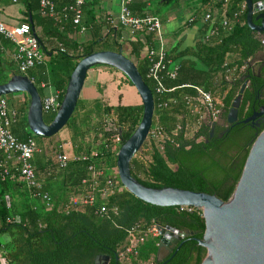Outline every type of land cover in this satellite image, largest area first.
<instances>
[{"label":"trees","instance_id":"obj_1","mask_svg":"<svg viewBox=\"0 0 264 264\" xmlns=\"http://www.w3.org/2000/svg\"><path fill=\"white\" fill-rule=\"evenodd\" d=\"M198 1L197 16L212 6L215 10H225L231 17L244 4V0ZM260 1L263 0H252L253 3ZM22 3L26 11L21 22H27L33 29L44 57V63L25 75L32 80L41 98L44 97L40 85H48L45 78L50 79L61 102L69 77L82 58L100 51L121 52L135 65L151 90L154 102L152 125H158L163 131L159 142L147 137L131 159V176L152 189L171 187L215 195L224 202L229 199L249 148L263 128L256 130L250 141L242 146L234 139L235 134L247 126L242 121L264 104V97L260 96L264 81L248 76V61L264 47L246 24V9L229 34L220 30L215 37L203 41L202 36L208 30L204 25L195 42L185 46L177 42L168 51V58L178 64L179 70L174 81L165 82L166 87L175 90L159 97L155 94L153 82L146 78L144 45L137 38L133 41L126 39L122 28H111L104 19L97 22L92 17L86 24L88 38L79 42L69 36L76 30L71 20L55 21L38 13L35 15L39 0H22ZM4 46L0 50V84L12 76L21 75L11 58L9 61L3 58ZM94 69L101 70L102 74L94 79L95 82L91 81L98 96L88 102L79 97L63 128L67 133L66 140H61L57 134L51 138L36 137L29 131L25 115L26 94L21 93L24 101L13 107L20 114L11 126L13 136L18 141L33 139L39 149L32 158L39 188L38 192H33L19 179L15 159L0 156L13 175L12 178L0 177V235L7 234L8 237L7 242L0 243L2 264H96L98 256H107L109 264H201L206 256V250L198 244L204 232L201 211L194 208L180 211V207L147 204L123 188L117 175H112L113 170L116 172V154L139 125L143 107L139 97L138 101L126 102L129 87H134L124 74L113 67L98 65L87 72L86 78ZM244 84L238 122L228 124L227 113ZM182 85L200 87L221 104V123L215 125L212 137L210 128L204 126L193 137L184 128L176 129L178 125L184 127L192 122L183 98L194 95V92L189 88L181 89ZM164 102L170 105L159 108ZM54 115L48 120L44 117L45 123L49 124ZM198 137L201 139L197 140ZM40 141L48 143L42 146L38 144ZM67 143L72 156L67 155V167L59 170L55 156L58 152H65L63 146ZM233 147L237 152L230 155ZM93 173L96 174L94 179ZM108 177L115 179L113 191L105 198L97 195L94 207L64 209L72 196L88 193L95 188L94 183L98 189L107 188ZM39 192L50 196L49 208L35 195ZM100 205L108 210L104 217L95 213ZM153 222L159 227H170L192 235L182 239L173 253L160 262H157L158 237H145L137 246L136 256L125 253L130 243L128 230L135 225L146 230Z\"/></svg>","mask_w":264,"mask_h":264},{"label":"water","instance_id":"obj_2","mask_svg":"<svg viewBox=\"0 0 264 264\" xmlns=\"http://www.w3.org/2000/svg\"><path fill=\"white\" fill-rule=\"evenodd\" d=\"M244 3L247 26L255 33H264V0L258 3L244 0ZM32 33L35 35L33 29ZM256 56L257 53L248 61L249 70ZM98 65L113 67L124 74L133 85L143 107L139 125L116 154L117 177L123 188L137 199L153 206L200 210L204 220V232L198 244L206 250L201 264H264V104L242 121L256 123L258 128H263L256 134L249 148L233 193L224 202L215 195L203 192L171 187L148 188L131 176L130 161L148 137L154 102L152 92L137 68L121 52L100 51L82 58L72 71L60 106L49 124L44 121L42 98L26 75L12 76L7 82L0 84V97L26 94L29 131L36 137L51 138L66 126L75 110L87 72ZM245 86L246 84L241 87L239 95L231 104L226 116L228 124L238 122V109ZM214 127L215 125L210 126V137L213 136ZM191 235L170 227H159L157 262L172 254L175 246ZM163 250H168L167 254L164 255ZM95 262L109 264V258L98 256Z\"/></svg>","mask_w":264,"mask_h":264},{"label":"built area","instance_id":"obj_3","mask_svg":"<svg viewBox=\"0 0 264 264\" xmlns=\"http://www.w3.org/2000/svg\"><path fill=\"white\" fill-rule=\"evenodd\" d=\"M118 3V9L115 14H109L105 17L104 21L107 26L117 29L122 28L126 32V39L131 41L137 38L143 45V57L147 61L146 78L151 80L154 85V91L157 96H164L172 93L175 88H168L165 86L166 81H174L177 78L179 66L176 62L168 58V47L162 31V25L158 17L153 14L147 13L143 15L134 14L130 5L133 0H114ZM13 3L17 0H12ZM82 0H75L73 4L65 6L61 12L55 11L54 0H39L38 14L54 19L55 21L71 20L74 27L78 28V32L83 34L86 28L82 25L83 11ZM246 9L245 4L241 6L240 11L234 13L231 17L226 15L225 10L219 11L211 10L210 7L204 9L200 15H196V11H192L187 17V23L196 33L207 25L208 30L202 36L203 41H208L211 37H215L220 30L229 34L233 27L239 23V18ZM264 12V8L262 9ZM105 30L104 32H106ZM259 43L264 47V33H255ZM0 36L9 41L14 51L11 55L13 63L16 65L18 72L25 75L26 72L44 63L43 53L40 50L39 42L35 35L32 33V28L27 22H20L13 27H8L0 22ZM0 50L2 45L0 42ZM180 88H189L194 92V95L184 96L183 101L188 106V115L193 118L191 123H186L184 127L178 125L177 130L182 128L187 130L189 136L193 137L201 129L212 125L221 123L222 106L213 99L210 92L204 91L200 87L182 85ZM170 103H175V100H170ZM169 102L159 104V108H165ZM60 106L59 98L56 94L47 95L42 98V111L43 113H56ZM20 114L11 107L5 98H0V151L7 155V159H15L18 165V176L33 192L37 191L39 184L36 179L32 158L38 148L33 139L29 138L26 141H18L11 132V126L19 119ZM163 131L158 125H152L148 137L154 142H159L162 138ZM198 137L197 140H200ZM118 140V139H116ZM69 157L65 152H58L55 156V164L59 170L67 167ZM0 177L12 178L9 166L5 161L0 160ZM96 174L93 173L94 179ZM85 181H82L84 183ZM115 179L108 177L107 188L98 189L96 183L95 188L88 193L81 196H72L69 201L64 205L67 211L79 206L94 207L97 195L102 198L109 196L114 187ZM93 187V186H92ZM42 199L46 207L50 206V196L47 193H35ZM189 211L187 207H180V211ZM95 213L98 216L104 217L108 214L106 206L100 205ZM8 222L13 220L8 219ZM130 236L129 246L126 248L125 253L138 254L137 246L142 243L143 239L147 236L158 237L159 226L152 223L146 230L139 225H135L128 230ZM2 253V246L0 244V255ZM123 257V254H120ZM152 264V263H150Z\"/></svg>","mask_w":264,"mask_h":264},{"label":"crops","instance_id":"obj_4","mask_svg":"<svg viewBox=\"0 0 264 264\" xmlns=\"http://www.w3.org/2000/svg\"><path fill=\"white\" fill-rule=\"evenodd\" d=\"M10 1H11L10 4H8L9 0H0V22L5 24L8 27H12L20 23L24 19L25 17L24 12L26 11L25 6L22 3V0H17V2L15 3H13L12 0ZM82 1H83L82 25L86 28V31L83 34H80L77 28H74L76 30L73 33L69 34V36L73 37L79 42H82L88 38L89 28L86 27V24L88 23V20L90 18L92 17L95 18L97 22L103 21V19H105L107 15L115 14L118 9V3L114 0H82ZM74 2L75 0H54L55 11L61 12V10L65 6L70 5ZM156 2L157 4H164V3H168L169 0L168 1L167 0L165 1L164 0H133V3L130 5V9L132 7L131 11L136 15H143V14L150 13L159 18L161 25H162V31L165 37V41L167 43L168 51L174 45H176L177 42L180 43L181 46L190 45L191 42H195V38L197 36L196 29H193V27H191L190 25L186 26L188 25L187 17L191 13L189 12L188 16L184 17L183 19V17H179L177 14H175V12H173L174 9H170L165 12L166 15H163L162 13V16H160V15L153 13L151 10L152 5ZM18 5L20 6V8L16 11H13V9H15V7ZM211 10H214L212 6H211ZM37 13H38V10L37 12L36 11L34 12L35 15ZM28 18H30V15H28ZM122 32H123L122 33L123 36H127L125 31H122ZM0 42H1L2 47L3 45H5L4 50H3L4 51L3 58L9 61V59L11 58V55L13 54L14 47L13 45H11V43H9L8 41H5V39H3L1 36H0ZM254 62L256 63L257 61H254ZM257 65L258 64L256 63L253 66L256 67ZM89 73L90 75L88 74V77L85 79L86 81L84 82L82 91L80 93V97L84 102L91 101L98 96L97 90L91 81H94V79L96 80L102 76L101 70L99 69L91 70ZM45 80L48 81V85H45V86L44 84L40 85V88L42 89V92L44 93L43 97L47 95H54V94L58 96L57 91L54 89V87L50 83V79L45 78ZM6 100L11 107H17V106H20V104L24 101V98L22 97L21 94H14L11 97H6ZM27 108H28V105H27ZM26 111H25V115H26ZM52 114L53 113H50V112L44 113L45 119L46 120L50 119ZM59 138L61 140H66L67 133H65V135H61V137ZM47 143H48L47 141H40L38 144L42 146H46ZM63 149L65 153H67L68 156H72L70 155L71 154L70 146L68 143L64 144ZM0 156L4 158L7 157V155L5 153H2L1 151H0ZM1 235L3 236V242H7L8 240L7 234H1ZM164 253H165V250H163V254ZM0 264H2L1 260H0Z\"/></svg>","mask_w":264,"mask_h":264},{"label":"rangeland","instance_id":"obj_5","mask_svg":"<svg viewBox=\"0 0 264 264\" xmlns=\"http://www.w3.org/2000/svg\"><path fill=\"white\" fill-rule=\"evenodd\" d=\"M199 6H200V3L198 0H171L170 2L164 3V4H157L156 2L152 5L151 10L153 13L162 16V13L163 15H166L165 12L167 10L174 9L173 12H175V14H177L179 17H183L184 19V17L188 16L189 12L191 13L192 11H196L199 8ZM19 8L20 6L18 5L15 7V9H13V11L18 10ZM129 90L130 91L128 92L126 102L130 104L132 102L138 101V96L136 95L135 89L129 87ZM65 133H66V130L63 129L57 134V136L61 137V135H65ZM112 175H117V171L115 172L113 170ZM0 243L2 244L4 243L2 235H0Z\"/></svg>","mask_w":264,"mask_h":264},{"label":"flooded vegetation","instance_id":"obj_6","mask_svg":"<svg viewBox=\"0 0 264 264\" xmlns=\"http://www.w3.org/2000/svg\"><path fill=\"white\" fill-rule=\"evenodd\" d=\"M255 61H257L256 63L258 65L256 67H254L253 65L256 64L254 62V64L252 66H250V70L248 71V76L258 80L259 82H262V81H264V49L257 53ZM263 88H264V85L260 88V94H261L260 96H262L264 93ZM260 107H259V109H260ZM242 123L244 125H247V126L242 127L239 130V132L236 133L234 136V139L241 146L244 145L245 143H247L248 141H250L253 134L254 135L256 134V130H258L260 128V127L258 128L256 123H252V122H248V123L242 122ZM236 152H237V150H235V148L233 147L230 151V155H235ZM167 252H168V250H165L164 255L167 254Z\"/></svg>","mask_w":264,"mask_h":264}]
</instances>
